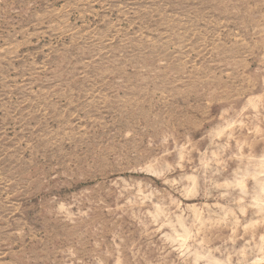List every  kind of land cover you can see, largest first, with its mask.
<instances>
[{
  "label": "rangeland",
  "instance_id": "obj_1",
  "mask_svg": "<svg viewBox=\"0 0 264 264\" xmlns=\"http://www.w3.org/2000/svg\"><path fill=\"white\" fill-rule=\"evenodd\" d=\"M0 264H264V0H0Z\"/></svg>",
  "mask_w": 264,
  "mask_h": 264
}]
</instances>
